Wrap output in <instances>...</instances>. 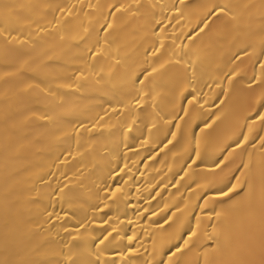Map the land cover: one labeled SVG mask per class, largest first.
<instances>
[{"label":"bare ground","instance_id":"6f19581e","mask_svg":"<svg viewBox=\"0 0 264 264\" xmlns=\"http://www.w3.org/2000/svg\"><path fill=\"white\" fill-rule=\"evenodd\" d=\"M0 264H264V0H0Z\"/></svg>","mask_w":264,"mask_h":264}]
</instances>
